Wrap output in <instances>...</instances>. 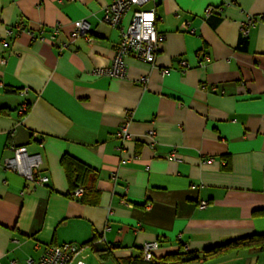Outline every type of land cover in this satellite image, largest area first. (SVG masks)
<instances>
[{
    "label": "crops",
    "instance_id": "1",
    "mask_svg": "<svg viewBox=\"0 0 264 264\" xmlns=\"http://www.w3.org/2000/svg\"><path fill=\"white\" fill-rule=\"evenodd\" d=\"M111 1L0 0V264L36 262L64 243H92L86 264H132L154 241L162 261L183 245L201 253L264 234V0H154L156 63L128 57L122 79L93 75L120 39L103 22ZM78 21L95 33L91 46L71 38ZM14 148L39 155L46 184L6 167ZM63 157L96 173L83 197L72 198L80 186ZM202 264H264V252Z\"/></svg>",
    "mask_w": 264,
    "mask_h": 264
},
{
    "label": "built area",
    "instance_id": "2",
    "mask_svg": "<svg viewBox=\"0 0 264 264\" xmlns=\"http://www.w3.org/2000/svg\"><path fill=\"white\" fill-rule=\"evenodd\" d=\"M59 2H75L76 0H58ZM214 10L220 11V9H213L208 7L205 9L204 14L210 15ZM129 15V22L126 26L123 25L125 17ZM261 19L264 20V15ZM103 22L113 29L119 31V42L114 50L111 65L104 69H95L93 75L97 77L105 76L109 78L122 79L125 77L126 64L125 61L128 57H134L151 66L156 63L157 55L159 52V45L164 41V35L157 30L158 17L156 14V3L154 0H113L104 8ZM254 23L253 19H248L242 28V35L247 34V29ZM20 32H25L22 24L19 25ZM184 29L189 33H193L192 29L188 28V23H184ZM94 32L90 30V27L85 21H78L74 23V29L71 34V38L75 39L82 37L86 40L89 46L94 42ZM69 44H64L65 48H68ZM3 47L6 48L7 44L3 43ZM200 58V57H199ZM209 61V57L204 55L198 60L197 67H204ZM3 64L4 60H0ZM182 70L189 68L186 62H181ZM168 70L164 69L160 71L161 76L168 74ZM147 78L142 77L139 82L146 84ZM27 112V107L23 106L19 110L20 114ZM128 121L126 119L124 123L119 127L117 137L121 141V145L129 139L131 135L128 130ZM151 139L153 140L154 134L151 133ZM169 159L176 160L174 155H170ZM7 168L16 171L19 175L24 177L27 181H32L36 185L46 184L48 182L47 177H41L39 175L38 167L40 165L39 155H29L24 148H14L13 157L5 162ZM83 194L81 188L76 189L72 193V198H80ZM207 206L206 202H201L200 207ZM105 240L101 237L94 244H104ZM93 245V244H92ZM159 247L158 242H146L141 247V256L144 261H151L153 259V253ZM90 246H80L72 243H64L55 247H48L44 253L34 262L28 260V264H86L84 262V255ZM183 251H189L188 245L182 246ZM10 264H15L11 262Z\"/></svg>",
    "mask_w": 264,
    "mask_h": 264
},
{
    "label": "trees",
    "instance_id": "3",
    "mask_svg": "<svg viewBox=\"0 0 264 264\" xmlns=\"http://www.w3.org/2000/svg\"><path fill=\"white\" fill-rule=\"evenodd\" d=\"M4 113L3 110H0V115ZM61 164L65 169L68 180L71 183L76 182L80 186L76 187L73 192L76 189L81 188L83 190L81 197H83L85 193V187L83 185L86 184V180H88L89 177H95L96 173L82 163L69 157H63ZM91 245L92 243L88 246ZM242 249H256L260 252H264V234L238 238L225 244L205 249L201 253L183 251L180 254L167 257L162 261H156L153 259L151 261H144L140 254V258L137 260L135 259L132 264H202L210 259L234 253Z\"/></svg>",
    "mask_w": 264,
    "mask_h": 264
},
{
    "label": "rangeland",
    "instance_id": "4",
    "mask_svg": "<svg viewBox=\"0 0 264 264\" xmlns=\"http://www.w3.org/2000/svg\"><path fill=\"white\" fill-rule=\"evenodd\" d=\"M88 251H89V250H87V253H88ZM96 261H97V260H96ZM93 263H94V261H93ZM95 263H96V264H99L98 262H95ZM95 263H94V264H95ZM109 264H111V263H109Z\"/></svg>",
    "mask_w": 264,
    "mask_h": 264
}]
</instances>
